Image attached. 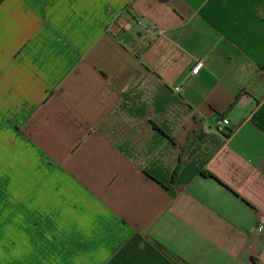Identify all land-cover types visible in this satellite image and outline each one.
I'll list each match as a JSON object with an SVG mask.
<instances>
[{
  "label": "crops",
  "instance_id": "obj_1",
  "mask_svg": "<svg viewBox=\"0 0 264 264\" xmlns=\"http://www.w3.org/2000/svg\"><path fill=\"white\" fill-rule=\"evenodd\" d=\"M260 215L264 0H0V264H264Z\"/></svg>",
  "mask_w": 264,
  "mask_h": 264
},
{
  "label": "built area",
  "instance_id": "obj_2",
  "mask_svg": "<svg viewBox=\"0 0 264 264\" xmlns=\"http://www.w3.org/2000/svg\"><path fill=\"white\" fill-rule=\"evenodd\" d=\"M203 67V61L202 60H195L194 65L189 71V74L191 76H197L201 68ZM229 122L225 119H217L214 123V128L217 132H222V130L227 127ZM257 232L260 233L264 229V216L260 215L258 218L257 223Z\"/></svg>",
  "mask_w": 264,
  "mask_h": 264
},
{
  "label": "trees",
  "instance_id": "obj_3",
  "mask_svg": "<svg viewBox=\"0 0 264 264\" xmlns=\"http://www.w3.org/2000/svg\"><path fill=\"white\" fill-rule=\"evenodd\" d=\"M156 127V126H155ZM175 173H176V170L174 171V173H173V177H172V179L174 178V176H175Z\"/></svg>",
  "mask_w": 264,
  "mask_h": 264
}]
</instances>
